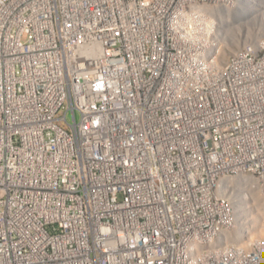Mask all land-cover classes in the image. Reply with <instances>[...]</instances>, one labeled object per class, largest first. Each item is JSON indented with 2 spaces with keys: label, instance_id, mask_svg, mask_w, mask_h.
Masks as SVG:
<instances>
[{
  "label": "built area",
  "instance_id": "2783aa9c",
  "mask_svg": "<svg viewBox=\"0 0 264 264\" xmlns=\"http://www.w3.org/2000/svg\"><path fill=\"white\" fill-rule=\"evenodd\" d=\"M262 11L0 0V264H264Z\"/></svg>",
  "mask_w": 264,
  "mask_h": 264
},
{
  "label": "bare ground",
  "instance_id": "6f19581e",
  "mask_svg": "<svg viewBox=\"0 0 264 264\" xmlns=\"http://www.w3.org/2000/svg\"><path fill=\"white\" fill-rule=\"evenodd\" d=\"M259 17L253 20V22L251 21L252 24L249 22V23L244 24L243 26L242 24L239 26L237 25L234 26L233 31L229 28L230 34L228 36L229 38L233 40V43H235V45L241 44V43L251 44L253 40L254 41L259 40L264 37L262 33L259 34L260 30L262 29V25L264 23V11L261 12ZM255 21L257 22L256 24H254ZM260 43H263V42L261 41ZM230 46L231 45H229L227 41L226 48H230ZM222 51L224 53V49ZM247 194L252 201V209L254 210L256 217H257V222L256 224H254V226L256 228H264V200L260 196H258L257 193L254 192V190L253 191L249 190ZM260 219L262 221V226L258 222Z\"/></svg>",
  "mask_w": 264,
  "mask_h": 264
},
{
  "label": "rangeland",
  "instance_id": "374dc122",
  "mask_svg": "<svg viewBox=\"0 0 264 264\" xmlns=\"http://www.w3.org/2000/svg\"><path fill=\"white\" fill-rule=\"evenodd\" d=\"M239 37H240V36H239ZM239 39H240V38H239ZM245 41H247V40H245ZM228 43H229V45H231V46H230V48H227V49L224 50V55H225V54L227 55L228 51H231V50L234 49L233 46L235 45V43H233V40H232L231 38H229Z\"/></svg>",
  "mask_w": 264,
  "mask_h": 264
}]
</instances>
